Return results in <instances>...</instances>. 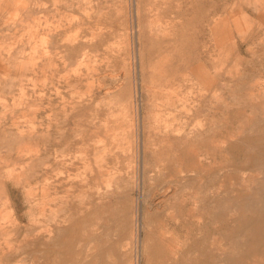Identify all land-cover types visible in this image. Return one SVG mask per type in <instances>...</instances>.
<instances>
[{"label": "rangeland", "instance_id": "rangeland-1", "mask_svg": "<svg viewBox=\"0 0 264 264\" xmlns=\"http://www.w3.org/2000/svg\"><path fill=\"white\" fill-rule=\"evenodd\" d=\"M0 264H264V0H0Z\"/></svg>", "mask_w": 264, "mask_h": 264}, {"label": "bare ground", "instance_id": "bare-ground-1", "mask_svg": "<svg viewBox=\"0 0 264 264\" xmlns=\"http://www.w3.org/2000/svg\"><path fill=\"white\" fill-rule=\"evenodd\" d=\"M138 107V106H137ZM185 127V126H184ZM191 130L192 129H189V128H187V129H185L184 130V132L182 133L183 134V136H184V138H185V140H186V138H190V132H191ZM202 130V129H201ZM200 132V131H199ZM171 133V132H170ZM181 133V132H180ZM180 133H177V134H179V135H181ZM178 136V135H177ZM182 136V135H181ZM203 136V135H202ZM144 142V141H143ZM149 142V141H148ZM142 145H143V143H142ZM144 146V145H143ZM144 147H143V151H144ZM185 156L188 158L189 157V154H188V151L185 153ZM185 157V158H186ZM178 159V158H177ZM139 163V162H138ZM192 163L190 162V160L188 159V160H186L184 163H183V168H182V170H183V173L182 174H177V177L176 178H170V177H168V179H167V181H172V182H176V181H180V179L182 180V182L181 183H184V186H186V187H190V186H192V182H193V180H194V176H193V174H192ZM144 170L145 169H143V174H144ZM157 171V170H156ZM176 173V172H175ZM141 175V174H140ZM160 175H161V173L160 174H158L157 175V177L155 178V180L157 181L158 179H159V177H160ZM174 175V174H173ZM172 177H174V176H172ZM149 178H151V180H153V178L154 177H150L149 176ZM161 178V177H160ZM172 182H170V183H172ZM176 184V183H175ZM173 185V184H172ZM167 186V185H166ZM181 186H183V185H181ZM180 187V186H179ZM176 188V187H175ZM178 189V188H177ZM192 189V188H191ZM179 190V189H178ZM181 192V191H180ZM183 192V191H182ZM181 192V193H182ZM172 193V192H171ZM176 192H174V194H175ZM179 194V193H178ZM183 196V205H184V211L182 212V217H183V219H184V224H183V227H184V231H185V233H186V237H189V235H190V232H191V221H192V217H193V215H194V206H191L190 204H193V202H194V193L191 191V190H189L188 192H184V194H182ZM179 196V195H178ZM177 197V196H176ZM169 199V198H168ZM174 199H176V198H174ZM141 201V200H140ZM177 201V200H176ZM181 201V200H180ZM178 204V203H177ZM168 205V204H167ZM194 205V204H193ZM177 206V205H176ZM169 207H172L171 205H169L168 206V211L167 212H169V213H167L166 212V216H169V218H171L170 219V222L171 223H174V227H177V224H178V221L176 220V219H179L180 218V216H181V214H179L178 212H177V210H179V209H175L174 211H170L169 210ZM164 209H166V206H165V208ZM240 216V215H239ZM181 217V218H182ZM138 219V218H137ZM243 219V218H242ZM246 219V218H245ZM251 219H253V218H251ZM169 222V223H170ZM171 223H170V225H171ZM45 228V227H44ZM174 237V235H173V231L171 230V231H169V234H168V238H170V239H172ZM176 247V246H175ZM180 253V252H179ZM175 254V253H174ZM208 255V254H207Z\"/></svg>", "mask_w": 264, "mask_h": 264}]
</instances>
